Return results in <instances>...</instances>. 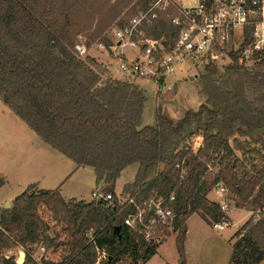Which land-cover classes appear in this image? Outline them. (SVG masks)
<instances>
[{
  "label": "trees",
  "instance_id": "trees-1",
  "mask_svg": "<svg viewBox=\"0 0 264 264\" xmlns=\"http://www.w3.org/2000/svg\"><path fill=\"white\" fill-rule=\"evenodd\" d=\"M134 1L0 0V102L77 168H91L101 194L115 198L121 173L137 168L122 188V206L115 205L116 198L112 206L103 199L65 201L59 190L32 192L36 187L28 186L1 211L0 256L17 248L29 255L43 245L46 251H64L61 261L46 264H94L100 248L107 256L103 264L125 257L129 264H144L162 242L147 243L122 221L135 205L164 200L174 215L178 264H186L188 218L196 213L209 225L228 222L207 198L218 184L228 189L237 210L264 206V60L244 67L234 58L222 72L204 66L197 77L198 108L174 118L159 105L154 125L143 127L145 91L112 78L102 64L75 50L80 44H107L104 32L131 13L133 8L122 16ZM177 34L164 19L149 33L171 42ZM195 134L203 142L193 151L189 143ZM4 184L0 177V188ZM41 208L61 225L65 238L48 234ZM262 261L264 217L253 215L236 232L229 262ZM4 263L16 264L15 258Z\"/></svg>",
  "mask_w": 264,
  "mask_h": 264
},
{
  "label": "built area",
  "instance_id": "built-area-1",
  "mask_svg": "<svg viewBox=\"0 0 264 264\" xmlns=\"http://www.w3.org/2000/svg\"><path fill=\"white\" fill-rule=\"evenodd\" d=\"M130 8H133L131 13L105 33L108 43L95 44L111 61L109 66L100 64L124 81L147 79L162 89L166 78L176 73L183 76L195 71L198 74L204 66L231 63L234 58L244 67H252L264 60V0H135ZM160 19L177 28L173 42L171 37L149 35ZM75 50L82 58L88 52L83 44L76 45ZM202 142V136L195 134L189 144L195 151L202 147ZM261 154L264 155V149ZM212 192L217 198L212 199ZM91 196L94 200H105L110 206L115 198V205L125 203L116 195L114 198L112 193L101 194L99 190L93 191ZM207 198L217 204L223 218L229 216L233 202L223 184L214 187ZM168 201H174L173 194ZM151 205H154V212H151ZM255 214L264 217V206ZM173 217L172 209L165 201L158 200L135 205L134 211L122 222L137 231L147 243L159 244L163 231L172 228ZM228 224L222 220L212 223V227L223 230ZM37 248L42 255L46 251L43 245ZM24 255V264H39L32 254ZM95 255L94 264L106 261L103 249L95 248ZM9 258V254H2L0 264H5L4 260Z\"/></svg>",
  "mask_w": 264,
  "mask_h": 264
},
{
  "label": "rangeland",
  "instance_id": "rangeland-1",
  "mask_svg": "<svg viewBox=\"0 0 264 264\" xmlns=\"http://www.w3.org/2000/svg\"><path fill=\"white\" fill-rule=\"evenodd\" d=\"M129 9L130 7L125 9L122 16L129 13ZM118 20L119 19H117L114 23H116ZM106 32H104L103 37L105 36ZM84 41L85 40H83V42ZM95 44L96 43H94L88 48V52L86 56H90L94 58L97 62L99 63L101 62L105 66L106 65L109 66L111 64L110 58L105 52L103 53V51H99V49L95 47ZM228 64L230 63L226 61L224 64L216 66V68L219 72H222V70ZM109 74L110 76H112V78L122 80L120 79V76L118 74H113V72L112 73L110 72ZM198 75L199 73L196 74L195 71H191L187 73V75H183V76L179 73H176L174 76H169L166 78V80L164 81L165 85L162 87V89L159 87L157 88L156 84L153 81L147 79L141 78V79L129 80V82L137 85L139 88H141L147 93V98L144 104V111L142 117V126L144 127V126L154 125L155 109L159 105L161 109L164 111V113L169 114L174 118H178L181 115V113L189 109L192 110L197 109L198 106L202 103V98L199 97L197 93ZM173 83L176 84L177 86L176 92H174L172 88ZM19 122L20 121H18V123L16 122V124H20ZM0 128L3 129L0 130V138L3 140L1 142L2 155L16 159L18 157L17 156L18 152L16 148L12 146V140L18 139L19 135L10 132L11 127L0 125ZM49 150L48 152H50ZM45 160L47 161L43 162L42 159L36 160L31 157V159L29 160L31 170L38 171L39 169H41V173H42V169L46 170L47 172L45 173V175L48 176L50 174V170L52 169L56 170L58 166V185H59L68 174H66V176H64V178L60 180V174L62 171L60 163L58 161L57 163H54L53 162L54 159L51 158H47ZM16 164L18 163L9 164V166L7 167L8 174L10 173L12 167ZM210 171L212 173H215L216 169L215 170L211 169ZM134 172H135V167H130L125 169L121 173L120 178L116 181L115 184L114 190L116 194H120L123 186L127 184L128 181H131V179L135 174ZM39 179H42V174L40 175ZM65 184H67L68 186L72 185L73 187L80 185L81 194L85 199H89V198L91 199V193L93 190H95V181L93 182L92 174L89 171L87 172L84 171L79 173L78 175L74 174L73 176H70L68 182H66ZM13 189H14V185H11L9 187H6L3 191L0 192L1 208L4 207V205L2 206L3 204L2 199L5 196L4 194L6 192L12 193ZM37 190L38 189L35 188L32 190V192H35ZM11 193L10 195H14V197H17V195H20L21 192L18 191L17 194H11ZM212 195H213L212 199L215 197L217 198L214 192H212ZM116 197L122 199V202L125 201V198L122 196L116 195ZM10 208H4L3 210H8ZM232 210L234 211L231 213L230 217L227 216L229 224L227 227L224 228V230L214 229L212 227V224L209 225L208 223H206L202 219V217L196 213L191 215L188 222L189 227L191 229V237L193 236V234L197 233L199 240L196 242L195 245L189 242L187 252L185 250L186 264L187 263L188 264H230L229 262L230 252H231L230 246L234 241L236 232L239 230L242 224H244L249 218H251L252 214H254L256 218L261 217L260 215L255 214L257 210L254 212L249 211L247 208H244L242 210L240 209L237 210L235 208L234 203L232 205ZM38 214L49 225L50 230L48 234L51 237H53L54 234H59L61 239L65 238V234L61 232V225L56 224L51 220L47 210L41 208L38 211ZM199 225L201 226V229L196 231L195 227L198 228ZM165 230L169 232V236L164 235L162 237L163 243L159 245L157 249V253L145 264H178V255L175 247L176 233H172L171 228H166ZM191 240L192 239H190V241ZM19 252H24V251L22 250L18 251V249H12L9 252L5 251L3 254H9V257L15 258V262H16V260L18 259ZM30 254H32L38 260L39 264H46V262L57 263L61 261L64 255V251L63 249H57L54 252L49 250L44 255H42L41 252L37 249V247H35V249L32 252H30ZM118 264H129V259L125 257ZM260 264H264V261H262Z\"/></svg>",
  "mask_w": 264,
  "mask_h": 264
},
{
  "label": "crops",
  "instance_id": "crops-1",
  "mask_svg": "<svg viewBox=\"0 0 264 264\" xmlns=\"http://www.w3.org/2000/svg\"><path fill=\"white\" fill-rule=\"evenodd\" d=\"M173 85H176V84L173 83ZM173 85H172V88H173ZM176 90H177V86H176ZM18 121H20L19 122L20 124H16V122L18 123ZM0 125L6 126V127H11L10 132H13V133L19 135L18 139L12 140V146L15 147L17 152H18V154L16 153L18 156L16 159L2 155V147H1L2 143L1 142L3 140L0 138V177H3L5 180V184L0 188V192L3 191L6 187L14 185L13 191L11 190L12 193L10 192L11 194H17L18 191L23 193L28 186L34 185L38 190H50V191L51 190H59L62 198L65 201H83L85 203L91 202L92 196H91V199L90 198L85 199L82 196L80 185L73 187L72 185L68 186L67 184H65L66 182H68L70 176H73L74 174L78 175L79 173L84 172V171L85 172L89 171L92 174L93 182H94L95 177H94L93 170L91 168H89V167L77 168L75 166V164L70 159H68L67 157L60 154L59 152H57L56 150H54L50 146H48L46 143H44L23 121H21L12 112H10V110L6 106H4L1 102H0ZM0 130H3V129L0 128ZM13 141H15V142H13ZM49 149H51V150H49ZM48 150L50 152H48ZM31 157L33 159H36V160L42 159L43 162L47 161V160H45L47 158L54 159L53 160L54 163H57V161H58L61 165L62 171L60 174V180H62L64 178V176H66V174H68V175L58 185V166H57L56 170L55 169L50 170V174L47 176V175H45V173L47 172L46 170L42 169V173H41V169H39L38 171L31 170V166L29 164V160L31 159ZM63 157H65V158H63ZM4 158H5V160H4ZM13 163H18V164L14 165L13 167L11 166L12 169L10 170V173L8 174L7 173V167L9 166V164H13ZM134 167H135L134 173H136L137 168H136V166H134ZM128 168H130V167H128ZM41 174H42V179H39ZM134 176H135V174H134ZM134 176L131 179V181H128L127 184H130L133 181ZM50 184H52V185H50ZM10 193L6 192L4 194L5 196L2 199L3 200L2 206L4 205V207H2V208L0 207V214H1V211L4 208H6L5 206L7 204H9L8 208H10L12 206V202L15 199V197H14V195H10ZM115 194H116V192H115ZM116 195L120 196L121 193L116 194ZM209 197L211 198V196H209ZM233 211L234 210H232L231 213ZM231 213L229 214V217H230ZM189 218L186 221L187 230H186V238L184 241V249L186 250V252L188 250L187 248H188L189 242H191L195 245L196 242L199 240L197 233L193 234V236L191 237V229H190L189 224H188ZM195 229H196V231H198L201 229V226L199 225L198 228L195 227ZM190 239H192V240L190 241ZM207 245H208V243H207ZM17 249H18V251L22 250L20 248H17ZM46 252L47 251H45V253ZM20 253L21 252H19V254ZM156 253H157V250H156ZM230 255H231V252H230Z\"/></svg>",
  "mask_w": 264,
  "mask_h": 264
},
{
  "label": "water",
  "instance_id": "water-1",
  "mask_svg": "<svg viewBox=\"0 0 264 264\" xmlns=\"http://www.w3.org/2000/svg\"><path fill=\"white\" fill-rule=\"evenodd\" d=\"M173 90H174V92H176V85H173ZM144 97L147 98V93L146 92L144 93ZM97 201L100 202L101 201V198H98ZM5 207L8 208L9 207V204H7ZM154 209H155L154 208V205H151V212H154ZM115 230L118 231V227H116ZM24 257H25L24 253L21 252L18 255V259L16 260L15 263L16 264H24Z\"/></svg>",
  "mask_w": 264,
  "mask_h": 264
}]
</instances>
